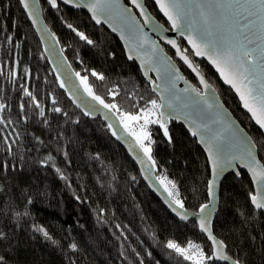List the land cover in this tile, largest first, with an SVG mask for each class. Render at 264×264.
<instances>
[{
	"label": "trees",
	"instance_id": "obj_1",
	"mask_svg": "<svg viewBox=\"0 0 264 264\" xmlns=\"http://www.w3.org/2000/svg\"><path fill=\"white\" fill-rule=\"evenodd\" d=\"M145 3L164 22L152 1ZM40 4L75 72L88 77L93 93L105 103L117 105L120 111L113 110L118 116L137 114L156 99L117 38L94 25L85 11L60 3L53 9L44 0ZM69 24L92 43L81 40ZM179 45L254 139L264 163V138L235 96L204 61L193 59L182 40ZM93 71L104 79L92 76ZM24 87L44 109L43 117L23 94ZM0 103L5 105L0 111V264H193L169 249V240L181 247L192 241L211 254L196 223L177 220L148 189L109 127L70 102L18 0H0ZM56 107L62 111H53ZM167 129L168 137L159 124L148 127L156 175L174 182L185 209L197 211L207 201L206 158L181 125L170 122ZM49 156L54 159L47 160ZM240 173L238 178L227 175L221 183L213 233L234 259L264 264V212L251 206V183Z\"/></svg>",
	"mask_w": 264,
	"mask_h": 264
},
{
	"label": "snow or ice",
	"instance_id": "obj_2",
	"mask_svg": "<svg viewBox=\"0 0 264 264\" xmlns=\"http://www.w3.org/2000/svg\"><path fill=\"white\" fill-rule=\"evenodd\" d=\"M19 2L27 11L32 23L36 24L39 16V10L36 8L38 0H34L31 7L28 0H19ZM62 2L65 5H72L77 8L87 7L97 24L101 23V15H98V13H103V10L106 7H111L112 4V0H86L84 3L81 0H62ZM155 2L159 6L160 11L168 18L172 29L179 30L182 35H185V32H187L186 39L192 46L194 55L207 57L209 62L216 67L224 82L230 84L237 91L240 99L243 101V106L251 113L252 118L261 129H264V0H189L188 5H182L180 0H155ZM47 3L53 9L59 7L57 0H47ZM131 3L140 9V15L144 17V23H150V18L145 13L144 7L139 0H131ZM186 7L190 8L197 18L196 20H187L188 13L185 11ZM125 11L128 12L130 10L125 9ZM194 25H198V27ZM127 26L130 32H134L138 28L134 23H128ZM68 27L73 32H76V35L81 40H87L84 33L78 32L71 24ZM113 30L115 31L116 29L114 28ZM193 32L196 33V37L192 35ZM7 39L11 41L12 37L8 36ZM87 42L89 44L92 43L91 40H87ZM144 42L146 41H142V43ZM166 42L171 44L173 48H176L177 54L181 56L185 64L192 68L193 71H196L188 56L181 54L174 40L168 39ZM16 46L19 47L18 44ZM151 47L153 51L157 48L155 44H152ZM91 74L97 79H104L102 75L95 71ZM197 74L199 75V73ZM75 75L80 78L85 91L94 100L103 105L104 108L120 111L116 104L105 103L100 96L93 93L87 83V76H80V73H75ZM145 75H147V72H145ZM200 83L204 84L206 89L208 88L202 76L200 77ZM60 87H64L63 82H61ZM158 87L159 85L154 86L152 91L156 92ZM172 87H174V84ZM184 91L187 92L189 89L185 88ZM191 91L196 93L198 97L204 96V93H201L194 87ZM23 94L31 97L32 103L40 109L39 115L43 117L44 109L40 107L37 98L32 92L27 87H24ZM148 103H150L151 107L145 106L139 114L120 112V119L124 128L129 131L130 135L135 137L136 143L144 152V155L155 166L156 162L151 155L152 149L150 145L152 141L148 125L159 124L164 129L166 137L169 136V133L165 119L166 114L163 111H158L163 106L158 105L155 99H150ZM204 103L208 108L212 107L211 104H207L206 100ZM77 106L79 107V105ZM167 107L172 109L173 103L170 101ZM20 108L23 111L24 105L21 104ZM4 109L5 105L0 103V111ZM53 111L60 113L62 110L56 107ZM172 118L171 113H168V119ZM141 120L143 123H139ZM0 123H4V121L0 120ZM8 123H11V121L9 120ZM134 123L138 124V131L136 128L130 127ZM189 131L192 136L199 137L200 141L206 145L208 160L211 165L212 179L207 184L209 203L201 204L199 211L194 215L200 217V230L207 233L208 239L212 242V252L210 255H206L200 248V245L192 241L187 242V247H181L174 241L169 240L166 246L183 255L185 260H192L193 264H206V261H225L228 264H243L240 259H234L228 255L225 251V243L218 241L213 235L211 231V213L207 215L202 214L205 213V210L209 208V204L215 199L214 186L218 177L227 169L233 168L235 163H239L241 167H246L252 176L253 183L259 186L256 194L250 193L249 195L254 208L264 210V195L261 194V192H264V164H261L256 157V144L252 141L251 137L241 135L239 141L242 144V150L236 153L232 151L233 144L231 141L225 140L220 133L211 130L206 124L197 125L195 128L190 127ZM209 132H211V135L206 140L205 134ZM113 135H116V133L114 132ZM17 139H19V136H17ZM117 139H120V137L117 136ZM5 143H7V140H5ZM8 151L11 154V145H9ZM53 159L52 156L47 157V160ZM4 167L6 169L7 164ZM56 171L60 172V169L57 168ZM240 175L241 173L237 171L236 176L239 177ZM61 178L65 177L61 176ZM159 179H161V183L167 181V185L171 186L170 188L165 186V191L168 192L172 204L175 205L173 211L182 220L188 219L184 201L179 198L180 194L176 190L175 183L168 180L166 176ZM38 230L43 232L46 238L51 239L42 228ZM3 237L4 234L0 233V238ZM70 248L76 250L77 245L72 243ZM190 250L194 254H190ZM0 261H3V257H0ZM141 264H143V261H141Z\"/></svg>",
	"mask_w": 264,
	"mask_h": 264
},
{
	"label": "water",
	"instance_id": "obj_3",
	"mask_svg": "<svg viewBox=\"0 0 264 264\" xmlns=\"http://www.w3.org/2000/svg\"><path fill=\"white\" fill-rule=\"evenodd\" d=\"M44 1L47 3V0ZM151 1L155 5L157 12L160 14L164 22L160 21L152 14L145 3V0H139V2L143 5L145 13L150 18V23L148 24L144 23V17L140 15V9L136 8L135 5L131 3V0H112L111 7H106L103 10V13H98V15H101V23L99 24H97L92 18V13L89 12L87 7L77 8L73 7L72 5H65L63 4L62 0H57V3H60L63 6L76 11H85L94 25L104 27L108 33L117 38L123 49L126 59L129 62L136 63L142 78L149 85L151 92L157 98L158 105L163 106L158 109V111L165 112L167 128L170 122L181 125L203 151L209 168V181L212 179V171L208 160V151L206 149V145L200 141L199 137L192 136L189 128H195L197 125H208L211 130L220 133L225 140L231 141L233 144L232 151L236 153H239L242 150V144L239 141L240 136H251L240 124L238 119H236L230 109L224 104L217 90L196 68L192 59H190V57L182 50L181 46L179 45V40L183 41L186 48L192 54L194 60L204 61L216 74L221 85L232 92L239 104L240 109L247 114L253 125L260 131L263 138L264 129H261L256 121L252 118L251 113L248 112V110L243 106V101L240 99L237 91L232 88L230 84L224 82L223 78L220 76V73L216 70V67L209 62L207 57L194 55L192 46L186 39L187 32H185V35H182L179 30L172 29L168 18L163 14V12L160 11V8L156 4L155 0ZM33 2L34 0H28L30 7ZM81 2L84 3L86 0H81ZM180 3L182 5H188L189 0H180ZM21 8L25 13L29 23L31 24V27L42 47L43 54L48 60L53 72L59 79L60 84L61 82L64 83L63 89L70 102L83 113H87L86 115L88 117L100 118L109 127L114 139L125 149L128 156L136 165L148 189L159 199L166 210L177 220L181 222L193 220L196 223L198 232L205 237L206 241L210 245L212 252V242L208 239L207 233L201 232L200 230V217L194 215L199 211V208L197 211L186 210V214L188 216V219L186 220H182L180 216H178L176 212L173 211L175 205L172 204L168 192L165 191V186L163 183H161V180L156 175V167L153 166L151 161H149L144 155V152L136 143L135 137L130 135L129 131L124 128L120 117L114 112L113 109L110 110L104 108L103 105L99 104L92 98L91 95L88 94L87 91H85V88L82 85L79 77L75 75V70L64 54L56 35L52 32L44 19L40 0H38V3H36V8L39 10V16L36 24H33L29 19L27 11L24 9L23 5H21ZM125 9L130 11L126 12ZM185 11L188 13L187 20L194 21L197 19L190 8L186 7ZM128 23H134L136 26H138L137 30L130 32L127 26ZM194 26L198 27V25ZM114 28L116 29L115 31L113 30ZM192 35L196 37L195 32H193ZM168 39L174 40L176 42L181 54L188 56L193 66L196 68V71H193L192 68L185 64V62L181 59V56L177 54V49L173 48L171 44L166 42ZM142 41L146 42L142 43ZM152 44L157 46L155 51L152 50ZM165 48L170 49L174 57H172ZM179 63L195 78L198 87L188 80L180 68ZM145 72H147V75H145ZM197 73H199V75ZM201 76L208 85L207 89L205 88L204 84L200 83ZM173 84L174 87H172ZM156 85H159V87L157 88L156 92H153L152 89ZM193 87L198 89L201 93H204V96L198 97L196 93L191 91ZM185 88H188L189 91L185 92ZM161 97H163V99H161ZM205 100L207 101V104L212 105L211 108L207 107V105L204 103ZM170 101L173 103L172 109L167 107V104ZM77 105H79V107ZM168 113H171L173 117L172 119H168ZM114 132L116 135H113ZM209 135H211V132L205 134L206 140L208 139ZM117 136H119L120 139H117ZM255 151L257 159L261 164H264L259 158L257 145ZM237 171H243L248 176L252 187V194H256L258 191L259 186L253 183L252 176L246 167H241L239 163H235L233 168H229L224 171L218 177L214 186V192L216 194L215 199L209 204V208L205 210V213L202 214L207 215L208 213H211L210 219L212 233L213 222L219 208V192L221 183L227 175L234 174L236 176ZM261 194L264 195V192H261ZM249 201L251 206L254 208L253 204L251 203L250 195ZM207 203H209L208 192L207 201L204 204ZM260 211L264 212V210ZM214 236L218 241H221L216 235ZM217 262L228 264V262L225 261Z\"/></svg>",
	"mask_w": 264,
	"mask_h": 264
},
{
	"label": "rangeland",
	"instance_id": "obj_4",
	"mask_svg": "<svg viewBox=\"0 0 264 264\" xmlns=\"http://www.w3.org/2000/svg\"><path fill=\"white\" fill-rule=\"evenodd\" d=\"M42 48V47H41ZM43 52V51H42ZM69 63L71 64V62L69 61ZM72 66V65H71ZM80 79V78H79ZM59 80V79H58ZM81 81V80H80ZM83 85V84H82ZM84 86V85H83ZM85 88V87H84ZM156 101H157V104H158V100H157V98L155 99ZM147 107H151V105H150V103H148L147 105H146ZM141 111V110H140ZM140 111L137 113V114H139L140 113ZM120 117V116H119ZM139 123H143V121L141 120ZM151 124H149L148 125V127L150 126ZM130 127H133V128H136V130L138 131L139 130V127H138V124H136V123H134V124H132ZM253 139V138H252ZM253 141H254V139H253ZM147 143V142H146ZM254 143H255V141H254ZM260 158V157H259ZM162 177H165V176H163V175H161V176H159V178H162ZM168 179V178H167ZM161 180V179H160ZM163 185L164 186H168L169 188L171 187L170 185H167V181H165L164 183H163Z\"/></svg>",
	"mask_w": 264,
	"mask_h": 264
},
{
	"label": "built area",
	"instance_id": "obj_5",
	"mask_svg": "<svg viewBox=\"0 0 264 264\" xmlns=\"http://www.w3.org/2000/svg\"><path fill=\"white\" fill-rule=\"evenodd\" d=\"M190 254H194V253H192L191 250H190Z\"/></svg>",
	"mask_w": 264,
	"mask_h": 264
}]
</instances>
